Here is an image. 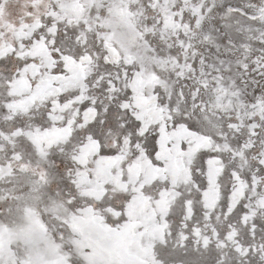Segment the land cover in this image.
<instances>
[{
    "label": "snow or ice",
    "instance_id": "snow-or-ice-1",
    "mask_svg": "<svg viewBox=\"0 0 264 264\" xmlns=\"http://www.w3.org/2000/svg\"><path fill=\"white\" fill-rule=\"evenodd\" d=\"M0 264H264V0H0Z\"/></svg>",
    "mask_w": 264,
    "mask_h": 264
}]
</instances>
